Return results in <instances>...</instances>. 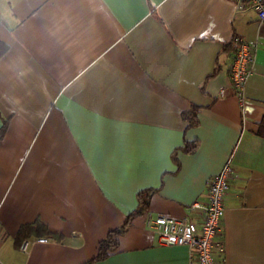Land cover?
<instances>
[{"label": "crops", "instance_id": "obj_1", "mask_svg": "<svg viewBox=\"0 0 264 264\" xmlns=\"http://www.w3.org/2000/svg\"><path fill=\"white\" fill-rule=\"evenodd\" d=\"M233 37L257 44L242 108L229 87ZM0 44V264H190L188 248L160 245L145 215L198 222L190 206L227 163L237 177L215 258L264 264V23L250 7L0 0ZM192 106L198 124L187 129ZM146 189L156 190L147 213L94 262ZM38 221L52 235L17 247L20 228Z\"/></svg>", "mask_w": 264, "mask_h": 264}, {"label": "built area", "instance_id": "obj_2", "mask_svg": "<svg viewBox=\"0 0 264 264\" xmlns=\"http://www.w3.org/2000/svg\"><path fill=\"white\" fill-rule=\"evenodd\" d=\"M237 10L250 7L260 23H264V0H235ZM234 57L230 66V89L236 97L240 108L244 106V89L254 70V52L256 43H248L239 37L232 38ZM226 90L221 89L219 95L225 96ZM237 175L229 163L209 179L206 188V201L194 202L191 210L199 211L198 222L187 217L175 218L159 213L154 217L146 214L147 227L157 235L160 245L184 246L190 251V264H224V259L216 260L224 252L220 240L222 235V219L224 216V199L229 189V182ZM219 239V240H218ZM39 243H47V238L38 239ZM27 243L22 246L26 253Z\"/></svg>", "mask_w": 264, "mask_h": 264}, {"label": "trees", "instance_id": "obj_3", "mask_svg": "<svg viewBox=\"0 0 264 264\" xmlns=\"http://www.w3.org/2000/svg\"><path fill=\"white\" fill-rule=\"evenodd\" d=\"M228 46H230L234 51L232 41L229 43ZM5 50H6V46L3 44H0V57L4 54ZM216 72H217V69L209 77L215 75ZM199 110H200V107L192 106L189 110L183 112L182 119L186 123L187 129L197 126L198 124L197 115H198ZM258 135L264 138V117L262 121L259 123ZM196 147H197L196 141H193L191 143L185 142L183 147L180 148V151L188 154V153H192L196 149ZM175 153L176 151L174 152L172 156V159L174 161H176ZM155 191L156 190H153V189H146V190L140 191L137 194L136 209L125 218V221L122 224V226L110 231L107 234L106 238L100 241L98 245V253L96 257L93 259L94 262L105 259L110 253L114 252L118 248V238L126 233L132 219L143 216L147 213L151 196L155 193ZM50 235H52V233L47 229L46 225L38 221V222H35L34 224L21 227L15 237V244L17 247H19L24 241H26L30 237L37 238L40 236H50Z\"/></svg>", "mask_w": 264, "mask_h": 264}]
</instances>
